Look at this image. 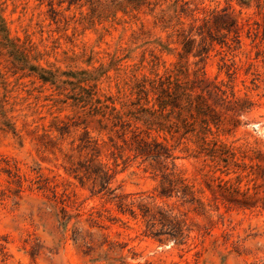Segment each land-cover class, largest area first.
<instances>
[{
	"label": "rangeland",
	"instance_id": "374dc122",
	"mask_svg": "<svg viewBox=\"0 0 264 264\" xmlns=\"http://www.w3.org/2000/svg\"><path fill=\"white\" fill-rule=\"evenodd\" d=\"M100 2L0 0V264H264V4ZM165 79L194 100L185 127L154 104L152 84ZM142 108L158 111L151 123ZM64 123L74 125L62 138ZM83 130L99 142L138 134L171 149L202 206L128 150L114 161L106 146L101 160L116 193L186 219L182 244L148 236L139 214L65 173ZM43 178L68 194L67 215L39 189ZM96 209H107L102 227L89 219Z\"/></svg>",
	"mask_w": 264,
	"mask_h": 264
},
{
	"label": "trees",
	"instance_id": "16d2710c",
	"mask_svg": "<svg viewBox=\"0 0 264 264\" xmlns=\"http://www.w3.org/2000/svg\"><path fill=\"white\" fill-rule=\"evenodd\" d=\"M73 1L69 0V4H72ZM88 1L94 8L101 4V0ZM255 1L258 7H260L261 2L264 4V0ZM111 3L116 6L129 5L135 10L151 5L150 0H111ZM181 8L183 13H188V15L192 13V9L188 7L187 2H183ZM233 33L236 42H238V31L233 30ZM262 38L264 39V28ZM152 85L153 89L156 90V93L154 92V104L158 105V111L161 114H165V117H171V115L176 113V116H178L177 120H180L184 127L187 126L188 123L183 117L182 112L184 110H190L194 103L187 89L182 84L172 82L170 79L158 80L157 83H153ZM214 87L222 95L225 94L218 86L215 85ZM140 92L146 94L144 86H141ZM141 111L148 115L145 121H150V123L155 112H158L155 109L145 108H142ZM73 125V123H64L57 128L62 138L66 133L70 132L69 129ZM177 125V122H173L168 126L177 127ZM109 142H99L97 139L90 137L88 131L83 130L76 140L73 139L70 142V151L76 153L78 158L76 161L71 162L69 166L63 167L65 173L77 180L81 187L86 186L91 195H99L108 202L114 201L117 209L121 213H128L133 217L139 214L145 224L144 232L148 236L160 241L174 240L176 242L178 240L182 244V241L188 237L190 231L186 219L179 214H175L173 209L167 206L150 205L136 201L129 195L116 193V188L112 187L114 173L107 163L101 160L102 149L106 146L110 149V156L114 161L122 156L124 150H128L133 153V158H140L141 162L145 163V170H149L154 176L159 175L165 186H172L187 202L195 201L198 207L202 206L199 200H194L192 191L189 190L183 180L177 175L175 171V157L171 149L162 142L148 140L138 134H133L129 140L122 139L123 143L121 145L113 142L112 139H109ZM71 157L72 154H69L68 158ZM13 177L16 178V183H20V176L18 174H15ZM38 183H41L39 189H46L51 192V197L60 203L63 215H67L68 212L65 208L67 206L66 202L69 199L68 194L65 191L58 193L54 189V186H50L46 178L38 180ZM106 211L107 209H96L94 213L90 214L91 217L89 219L92 222V226L102 227L98 220L104 216L103 213ZM79 215L77 214V216ZM106 217L111 220L109 216ZM109 244L113 245L111 242Z\"/></svg>",
	"mask_w": 264,
	"mask_h": 264
}]
</instances>
